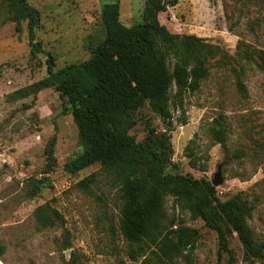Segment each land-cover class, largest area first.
Returning a JSON list of instances; mask_svg holds the SVG:
<instances>
[{"label":"rangeland","instance_id":"1","mask_svg":"<svg viewBox=\"0 0 264 264\" xmlns=\"http://www.w3.org/2000/svg\"><path fill=\"white\" fill-rule=\"evenodd\" d=\"M118 2L126 26L142 22L145 0H28L40 12L32 55L27 20L18 25L0 0V264H162L152 245H129L118 227L116 187L98 163L78 171L65 169L82 150L71 105L54 87L38 88L54 69L89 59L104 39V3ZM160 23L177 34L202 38L198 55L208 74L193 93L172 103L171 129L147 103L135 111L128 133L142 141L149 129L165 132L164 173L204 178L215 185L220 201L236 198L248 208L245 220L255 245L264 243V0H177L158 13ZM173 58H167L171 69ZM21 93H14L16 91ZM222 115L225 147L209 136ZM168 146V148H167ZM52 157H48L49 150ZM192 152V155H189ZM93 177L90 191L77 184ZM39 186V187H38ZM57 212L54 223L39 229L36 209ZM165 212L198 231L194 264H263L245 257L236 232L225 227L227 250L201 217L166 196ZM264 252V248H263ZM175 264H186L182 257Z\"/></svg>","mask_w":264,"mask_h":264},{"label":"trees","instance_id":"2","mask_svg":"<svg viewBox=\"0 0 264 264\" xmlns=\"http://www.w3.org/2000/svg\"><path fill=\"white\" fill-rule=\"evenodd\" d=\"M3 2L13 11L17 25L27 20L30 52L36 55L41 50L34 33L40 20L39 10L28 0ZM176 3L177 0H145L143 21L130 26L119 20L118 2L104 3L101 18L105 37L92 56L55 70L54 58L47 54V76L35 86L54 87L71 105L82 150L65 164V169L74 172L99 164L116 187L118 227L129 245H152V253L162 264H175L177 257L194 264L198 231L167 218L165 199L169 195L175 205L187 210L192 218L201 217L217 232L219 252L227 250L228 227L236 232L245 257L260 258L264 264V243L255 245L245 220L248 208L244 204L236 198L220 201L215 187L204 178L164 173V145L169 140L165 132L158 136L149 129L142 141L128 133L135 111L145 103L170 130L171 87L175 88L172 103L176 106L185 93L197 91L208 74L204 58L198 55L202 38L172 33L158 19L159 12ZM168 57L174 60L171 69ZM258 66L264 70L263 57ZM208 131L213 141L225 147L228 136L222 115L213 119ZM48 157H52L51 149ZM92 180L91 176L77 185L88 192ZM35 217L42 229L54 223L57 212L41 205Z\"/></svg>","mask_w":264,"mask_h":264},{"label":"water","instance_id":"3","mask_svg":"<svg viewBox=\"0 0 264 264\" xmlns=\"http://www.w3.org/2000/svg\"><path fill=\"white\" fill-rule=\"evenodd\" d=\"M220 172H221V170H220V166H219L217 172L214 175L213 180H211V184L213 186L217 185L218 183H220L222 181V178L220 176Z\"/></svg>","mask_w":264,"mask_h":264}]
</instances>
